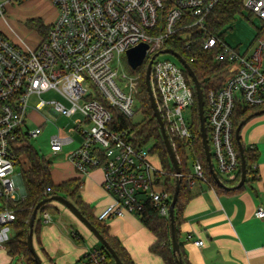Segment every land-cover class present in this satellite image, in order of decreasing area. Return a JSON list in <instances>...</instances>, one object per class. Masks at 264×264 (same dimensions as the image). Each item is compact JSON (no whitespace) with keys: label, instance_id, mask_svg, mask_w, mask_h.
Listing matches in <instances>:
<instances>
[{"label":"built area","instance_id":"built-area-1","mask_svg":"<svg viewBox=\"0 0 264 264\" xmlns=\"http://www.w3.org/2000/svg\"><path fill=\"white\" fill-rule=\"evenodd\" d=\"M16 1L23 0H0V20L5 17L4 8ZM222 1L51 0L58 16L33 49L14 45L0 29V248L15 236L17 215L12 204L24 197L23 173L16 172V166L26 164L25 149L34 147L30 141L38 138L44 127L29 126L30 99L50 90L58 91L71 106L41 99L34 110L40 112L50 105L57 115L71 117L80 112L84 116L71 130L78 132L81 145L70 159L84 175L101 168L105 190L114 197L97 219L104 222L126 213L139 214L148 200L162 217L170 219L173 194L167 188L169 172L153 147H146L149 143L134 145L131 129H116L121 122L114 120L113 111L132 121L143 112L138 109L142 73L121 78L112 67L116 56H127L128 50L140 43L149 45L144 62L148 65L153 59L151 87L173 147L176 153L179 148L193 156V169L182 172L190 188L197 183L212 185L196 154V146L203 143L201 124L196 126L193 119L197 92L184 64L163 50L171 48L184 58L181 51H194L198 41L207 52L218 49L214 60L226 79L219 89H203L209 115L207 118L205 111L207 134L218 175L227 180L237 178L241 155L234 111L238 103L264 106V34L257 37L255 51L249 54L211 33L207 18ZM240 1L244 9L264 21V0ZM169 43L177 44L181 51ZM160 54L174 56L178 64L159 60ZM189 59L195 62L196 57ZM187 110L192 113L190 123L184 117ZM74 142L68 134L59 133L50 138V150L57 154ZM256 216L264 219V208L259 207ZM71 264L116 263L97 247L87 249Z\"/></svg>","mask_w":264,"mask_h":264},{"label":"crops","instance_id":"crops-1","mask_svg":"<svg viewBox=\"0 0 264 264\" xmlns=\"http://www.w3.org/2000/svg\"><path fill=\"white\" fill-rule=\"evenodd\" d=\"M242 141L245 148H252L257 153L254 170L247 175L243 187L217 189L213 185L197 183L190 188L192 197L184 206L179 230L180 248L188 264H264V219L256 216L258 208H264V115L247 123L242 130ZM70 154L67 160L59 164L58 169L51 170L52 179L56 184H61L81 178V196L95 215L97 208L100 211L114 202V197L104 187V171L95 168L88 174H81L71 161ZM189 170L186 166V171ZM225 184L229 188L236 186ZM60 206L68 213L64 215L69 228L72 222L81 223L80 227L92 235L61 203L52 201L48 204V208L54 207L57 211H61ZM48 208L39 219L40 246L43 251H38L42 254L39 253L43 262L71 264L78 261L87 249L74 244L73 240L78 239L74 237L76 232L71 233L69 229L68 235L55 223L49 224L50 219L45 216ZM104 223L109 226L111 236L123 244L136 264H166L161 256L151 250L156 237L142 224L138 214L126 213ZM63 226L66 229V225ZM200 240L204 242L203 245L197 244ZM10 250L9 246L0 248V253L3 252L0 255H5L4 252L8 254L6 263L18 256Z\"/></svg>","mask_w":264,"mask_h":264},{"label":"trees","instance_id":"trees-1","mask_svg":"<svg viewBox=\"0 0 264 264\" xmlns=\"http://www.w3.org/2000/svg\"><path fill=\"white\" fill-rule=\"evenodd\" d=\"M244 8L240 0H223L213 10L208 18L207 25L211 33L217 34L224 28H228V24L239 14ZM173 48L181 51V48L177 44H170ZM218 49H214L211 52L203 50L202 43L198 41L195 44L194 51L190 53H184V58L188 60L191 68L195 72L197 78L201 83L202 89L212 88L219 89L223 86L226 79V74H219L221 65L214 60V56ZM190 56H195V62L190 61ZM146 71L142 72L141 77V110L143 111V118L140 122L134 123L131 119L124 118L118 112H114V120L121 122L119 130L122 128H130L133 133L132 143L137 146L146 145L147 143H153V152L158 155L160 163L169 172L167 176V188L174 195L176 187V175L172 163L170 162L169 154L166 148V144L162 137L160 127L157 119L154 116V111L151 105L149 94L147 92L145 83ZM206 104V99H205ZM206 107V106H205ZM194 123L197 126L200 123L199 107L196 100L194 106ZM264 109L263 107H249L242 103H238L234 111V126L237 128L238 124L244 120L250 114ZM25 154L28 157V164L25 170H23V186H24V197L15 204H12L13 209L16 212L17 220L13 224L15 230V236L8 243L10 252L14 255H23L28 264H37L34 256L28 249L27 236L29 231V220L33 213L35 206L43 199L53 196L61 195L72 201L86 216L93 225L97 227L100 233L106 238L110 245L116 250L124 264H136L132 259L131 255L123 244L116 238L111 236L109 226L104 222L99 221L95 215H93L92 208L89 204L84 202L81 196V187L83 180L81 178L71 179L61 184H56L51 176L52 163L48 161L44 156L40 155L34 147H28L25 149ZM196 154L199 156L203 163L206 177L209 179L211 184L217 189L220 186L216 183L213 178L207 162L204 145L202 142L196 146ZM177 155L179 157L180 166L183 173H187L186 167L183 164L185 160V152L177 148ZM245 156L247 161V174H250L254 170L257 153L252 148H245ZM225 183H232L238 185L241 179V172L238 174L235 180H225L221 177ZM192 194L186 176L183 177L181 183V190L178 202L175 207V217L178 233L180 230V222L182 219V212L185 204L191 199ZM48 208V204L42 207L39 212H43ZM38 212V213H39ZM142 224L147 227L156 237V241L151 246V250L161 256L166 264H177L176 256L172 251L171 245V224L170 219L162 217L154 204L148 200L146 201L144 210L138 214ZM40 221L36 218L34 226V236L40 238L39 233ZM75 238H79L80 235L75 233ZM100 249H103L109 258L112 260L113 257L108 250L99 243ZM181 246V245H180ZM182 249L180 248L181 256L185 264H188L182 255Z\"/></svg>","mask_w":264,"mask_h":264},{"label":"rangeland","instance_id":"rangeland-1","mask_svg":"<svg viewBox=\"0 0 264 264\" xmlns=\"http://www.w3.org/2000/svg\"><path fill=\"white\" fill-rule=\"evenodd\" d=\"M164 1L168 2V0ZM168 11L169 9H167V12ZM4 12L5 17L0 20V29L8 40H10L14 45L20 47L23 50L28 48H35L37 44L48 34L50 24H52L58 16L57 10L51 0L16 1L7 5L4 8ZM228 25V28H224L221 32L217 33V35L221 36V38L231 47H236L241 52H248L249 54L253 53L256 48L257 37L264 34V21L260 17H258V15H255L249 10L243 8L242 11L237 14L236 17ZM157 58L159 60H171L178 64V60L174 56L169 54H160ZM145 65H147V61L144 62V64L137 70L132 69L128 63L126 54L116 56L112 63V67L118 72V75L121 78L123 77V75L131 77L141 74L144 71ZM120 83L122 84V82ZM86 84L87 83H85V85ZM88 89L91 90L90 88ZM138 98V109H141L140 95L138 96ZM41 99L47 102H62L68 108L71 106V104L67 102L56 90L47 91L45 93H42L41 96L34 95L30 99V108L28 109L29 126H44L39 137L32 138L30 143L34 146V148L39 152L40 155L44 156L48 161L52 163L51 169L56 170L60 167L59 164L61 162L67 160L68 154L72 153L75 149L80 147L81 139L79 138L78 132H72L71 130L77 127V121L83 120L84 116L80 112H77L71 117L65 115H57L52 110L50 105H47L44 110L36 112L34 110V107ZM205 111L208 118L209 115L207 107L205 108ZM141 114L143 113L138 112L134 116L133 121H141L143 118ZM184 117L186 121L190 123L192 121L191 111H185ZM84 128L88 127L86 126ZM59 133L68 134L75 139V142L64 146V151L54 154L50 150V138ZM146 147L152 148L153 143H149ZM27 159L28 157L24 158L26 162L25 165L18 164L16 166V172L23 173V170H25L26 165L28 164ZM185 159L186 161L183 160L184 166H188V168L192 170L193 156L190 153H187V155H185ZM163 178L166 177L163 176ZM19 197H21L20 194ZM103 203L104 202H102L100 205H102ZM59 208H61V211H57L54 207L48 208V212H46L45 216L46 219H50L49 224L55 223L57 226H60V228L63 229L68 235L70 233L68 232L69 229L70 231L72 230L71 233H77L78 230V234L80 235V237L77 240H73L76 246H83L88 250L100 246V242L93 234H87V232L82 227H80L81 223H79L78 225L76 222H72V225L69 228V225L66 224L67 217L64 215L68 213L64 208H62V206H60ZM105 208L100 211L99 208H97L95 211V215L98 216L99 213L102 212ZM41 218L42 213L39 212L37 215V219L39 220ZM64 224L66 225V229L63 226ZM80 230L84 231V233H82ZM13 233H16L15 230ZM40 239L41 236L40 238L34 236V246L38 254L40 253L38 250L43 251L40 246V241H42ZM6 246L8 247V243L5 244V247ZM0 254H3V252ZM4 254L5 255H0V264H28V261L20 255L14 256L11 262L6 263L9 257L6 252H4Z\"/></svg>","mask_w":264,"mask_h":264},{"label":"water","instance_id":"water-1","mask_svg":"<svg viewBox=\"0 0 264 264\" xmlns=\"http://www.w3.org/2000/svg\"><path fill=\"white\" fill-rule=\"evenodd\" d=\"M148 48H149V45L147 43H140L139 45L128 50L127 59L132 69H137L138 67L143 65L146 59V56H147ZM163 53H170L176 56L184 64L185 68L188 70L190 76L193 79L196 92H197V102H198V107H199V116H200V124H201L204 150H205L206 157H207L208 167H209V170L213 178L215 179L216 183L220 187L225 188V189H239L243 187L245 185L248 174H247V161H246V156H245V145L242 141V130L247 125V123H249L251 120L255 119L258 116L264 115V109L258 110L250 114L249 116H247L244 120H242L238 124L236 128L235 135H236V140H237L240 155H241V179L238 185H236L234 188H229L227 187L225 182L221 179V177L218 175L213 165L212 154H211L208 134H207V126H206L204 92L201 87V83L199 79L197 78L195 72L191 68V66L185 61V59L181 56V54H179L178 52H176L175 50L171 48L164 49ZM152 62H153V59H151L149 64L147 65V70H146V75H145L146 88H147V92L149 94L151 105L154 111V116L158 121L160 131L164 139V142L166 144L169 158L171 160V163L173 165V168L175 170V175H176V187H175V192H174L173 199H172L171 206H170L171 245H172V251L174 255L176 256L177 264H185L181 256V252H180L179 233H178V229L176 225V217H175V207L179 199L181 183L183 179L182 169L180 166L177 153L173 147L169 134L166 130V126L163 121L162 115L158 109L157 102L155 100L153 90L151 87L150 75H151ZM52 201H57L61 203L63 206H65L66 208H68L89 229V231L96 237V239L108 250V252L111 254L116 264H124L120 256L117 254L116 250L110 245V243L106 240V238L100 233L97 227L93 225V223H91L90 220L82 214L79 208L72 201H70L69 199L61 195H53V196H50V197H47L41 200L35 206L33 213L31 215V218L29 220L27 245H28L29 251L34 256V259L37 264H45V263L43 262L39 254L37 253L35 246H34V226H35V222H36V218H37L39 210L42 207L46 206L47 204L51 203Z\"/></svg>","mask_w":264,"mask_h":264}]
</instances>
